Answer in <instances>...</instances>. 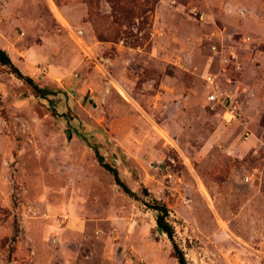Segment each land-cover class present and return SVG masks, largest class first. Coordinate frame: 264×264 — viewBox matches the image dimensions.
I'll return each instance as SVG.
<instances>
[{
	"label": "rangeland",
	"instance_id": "374dc122",
	"mask_svg": "<svg viewBox=\"0 0 264 264\" xmlns=\"http://www.w3.org/2000/svg\"><path fill=\"white\" fill-rule=\"evenodd\" d=\"M223 1L0 0V48L41 88L0 64V264H179L153 200L186 264H264L263 15Z\"/></svg>",
	"mask_w": 264,
	"mask_h": 264
},
{
	"label": "built area",
	"instance_id": "2783aa9c",
	"mask_svg": "<svg viewBox=\"0 0 264 264\" xmlns=\"http://www.w3.org/2000/svg\"><path fill=\"white\" fill-rule=\"evenodd\" d=\"M249 37L243 38V41L248 40ZM216 46H213L215 49ZM214 54L218 53L215 49ZM237 56L233 50L229 51L228 57L221 58L222 61L234 60L236 62V68H240V64L237 61ZM205 87L207 90L206 100L212 103L213 106H217L221 109L222 117L226 122L238 121L244 128V134L249 136L251 134L248 121L244 118L238 94L236 91L230 89H222L216 81V76L211 72H207L204 75Z\"/></svg>",
	"mask_w": 264,
	"mask_h": 264
},
{
	"label": "trees",
	"instance_id": "16d2710c",
	"mask_svg": "<svg viewBox=\"0 0 264 264\" xmlns=\"http://www.w3.org/2000/svg\"><path fill=\"white\" fill-rule=\"evenodd\" d=\"M0 64L8 66L19 78L23 79L27 83L31 84L35 91L41 92V88L38 87V85L33 81V79L27 75H23L21 71L12 63L9 55L6 53L5 50L0 48ZM97 154V153H96ZM98 161L112 174L114 181L116 184H118L121 189L127 193L128 195H134V192L131 191L127 185L121 180L118 171L113 168L112 166L103 163L102 157L97 154ZM143 192L146 194L147 190L146 188L143 189ZM152 208L156 209L158 213L155 216L156 224L158 227L162 229V231L167 235V237L172 241L173 248L176 253L177 260L179 264H186L185 256L183 252L178 249L177 245L173 241L174 237V228L173 226L168 222L167 216H168V210L164 205H161L156 200H153V204L149 205Z\"/></svg>",
	"mask_w": 264,
	"mask_h": 264
},
{
	"label": "crops",
	"instance_id": "0c3cea01",
	"mask_svg": "<svg viewBox=\"0 0 264 264\" xmlns=\"http://www.w3.org/2000/svg\"><path fill=\"white\" fill-rule=\"evenodd\" d=\"M239 5L240 4H238L237 0H226V1L224 0L222 2V8L226 11L235 10V8H237ZM241 6L245 11H254L263 15L262 16L263 18L260 19L259 24L260 26L262 25L264 26V0H246L245 2H242Z\"/></svg>",
	"mask_w": 264,
	"mask_h": 264
},
{
	"label": "water",
	"instance_id": "95a60500",
	"mask_svg": "<svg viewBox=\"0 0 264 264\" xmlns=\"http://www.w3.org/2000/svg\"><path fill=\"white\" fill-rule=\"evenodd\" d=\"M157 230L159 233H163L162 229L160 227L157 226Z\"/></svg>",
	"mask_w": 264,
	"mask_h": 264
}]
</instances>
